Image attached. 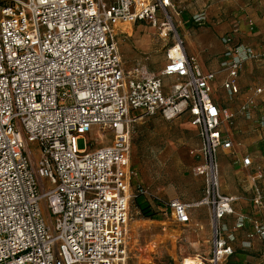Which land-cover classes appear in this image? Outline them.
<instances>
[{
	"label": "built area",
	"instance_id": "obj_1",
	"mask_svg": "<svg viewBox=\"0 0 264 264\" xmlns=\"http://www.w3.org/2000/svg\"><path fill=\"white\" fill-rule=\"evenodd\" d=\"M173 1L0 0V264H126L135 112L167 120L187 114L198 130L201 145L192 154L203 194L192 202L172 198L167 207L180 224L189 222L191 207L207 209L210 252L181 264H236L229 260L240 231L241 248L264 241V220L235 216L236 198L221 189L217 152L233 144L221 127L236 113L213 97L217 73L186 54ZM207 20L205 11L191 17L198 25ZM139 21L162 38L174 36L156 72L143 61L130 69L122 62L117 30ZM247 29L255 31L254 23ZM236 32L221 36V86L230 97L239 92L242 65L264 59V49L236 44ZM263 91L264 81L253 92ZM253 105L248 96L239 112L249 116ZM92 132H111L110 145L78 148ZM240 161L253 163L249 155ZM253 197V206L264 208V192Z\"/></svg>",
	"mask_w": 264,
	"mask_h": 264
},
{
	"label": "rangeland",
	"instance_id": "obj_2",
	"mask_svg": "<svg viewBox=\"0 0 264 264\" xmlns=\"http://www.w3.org/2000/svg\"><path fill=\"white\" fill-rule=\"evenodd\" d=\"M201 11L207 12L208 20L200 25L193 23L192 15ZM170 13L188 56L194 58L196 55L203 62L202 69H213L217 73L216 80L212 82L215 101L238 113L235 117L237 129H233L237 141L234 145L235 151L250 154L253 145L250 138L256 130L264 129L257 119L263 116L264 112L250 110L247 116L239 112V104L248 87L264 78V68H260L257 73L252 71V74L250 65L244 67L240 77V93L230 97L222 89L224 72L220 74L217 64L223 59L224 45L221 36L224 30L237 31L236 44L241 43L248 47L264 44V0H174ZM249 18L256 23L252 33H249L245 25ZM173 37L170 34L167 38H162L155 27L139 21L133 25L119 26L115 40L125 68L130 69L137 61H143L151 71L156 72L166 61V49L173 43ZM171 80L170 77L164 78L166 84ZM262 100L264 99H261L260 103L264 106ZM130 118V187L134 196L142 193L154 214L152 218H145L135 202H132V198L126 225V264H181L184 257H194L202 251L187 248L190 246L188 242L180 239L176 240L174 248L171 246L172 241L168 239L163 243L165 246L159 255L152 253L150 260L145 257L147 253L151 254L150 250L155 245L152 243L150 248L149 242L163 238V235L155 234L172 224L168 201L177 196L181 201L192 202L203 194V177L194 172V167L200 160L192 154L197 152L201 145L198 130L185 128L186 122L190 120L185 114L167 120L161 115L148 116L135 112L131 113ZM238 127L241 131H238ZM111 140V132L105 135L92 132L77 143L78 148H84L85 143L89 142L92 144L90 149L95 150L110 145ZM33 146L35 145H30L31 148ZM233 150L234 148L222 152L219 148L217 152L221 189L224 193L236 197L233 202L235 213L251 217L262 216L264 210L254 214L259 208L252 206L251 199L256 192H264V157L255 159V166L262 169L263 177L253 186L250 174L242 168L237 170L239 161H236L237 166L232 163ZM262 151L264 152V148ZM203 213H193V218L201 217ZM44 214L47 217V212ZM232 218L229 217V222ZM192 221L189 217V222ZM166 232L170 230L166 229ZM165 234V238L169 237ZM238 236L235 248L241 250L240 241L245 237L244 234ZM239 256H248L250 262L252 261L250 264H264V241L255 238L249 251H241ZM186 263H189L188 259Z\"/></svg>",
	"mask_w": 264,
	"mask_h": 264
},
{
	"label": "crops",
	"instance_id": "obj_3",
	"mask_svg": "<svg viewBox=\"0 0 264 264\" xmlns=\"http://www.w3.org/2000/svg\"><path fill=\"white\" fill-rule=\"evenodd\" d=\"M249 22H253L254 23V30H255L256 23H255V21H253L250 18H249V20L245 21L246 29H247V23H249ZM240 31H241V29H240ZM225 32H228V30H224L222 34H224ZM249 33H252V32H249ZM249 47H252L253 49H255L257 51H262L264 49V44H260L259 43L258 45H254V47L249 45ZM190 57H192V56H190ZM194 58H196L195 60L198 61V63L200 64V66L201 65L203 66V62L201 60H199V58L196 55H195ZM247 65H250L251 66L250 70H251V73L252 74H254L252 71H254L255 73H257V72L260 71L259 70L260 68L261 69H262V67L264 68V59L247 61L245 64L242 65V67L240 68V70L238 72V84L239 85H240L241 73H242L244 67H247ZM217 68H219V63L217 64ZM205 70H207V69L205 68ZM210 70H213V69H210ZM219 70H220V68H219ZM262 71H264V69ZM220 74H221V72H220ZM224 76H225V74H224ZM263 79H261V81H259L258 83H254L252 86L248 87L247 91L242 95L243 97L241 98V102L239 104V107L244 102V100L246 99V97L253 96V98H254V105L251 108V110L252 111H255V112L262 110V112H264L263 103L262 104L260 103L261 102V99H264V91L261 94H255V95H254V92H253L254 89H255V87L259 86L261 84V82L264 81ZM243 83L244 82L242 81L241 82V85H243ZM239 93H240V86H239V92H238V94ZM235 95H237V94H235ZM262 101H264V100H262ZM228 109L230 111L234 112L231 108H228ZM236 114H238V113H236ZM236 114H235V116L233 118L232 124H230V125L229 124L228 125L227 124H223L222 127H221V129H222L221 131L223 133V136L226 137V138H228V139H230L232 141V143H233L232 144V148H231V149L234 148V150L232 151V153H233V159H232L233 162L232 163H234V165L237 166L236 165L237 164L236 161H239L240 164L238 165L237 170H239V169L242 168V170L244 169V171H247L250 174L249 175L250 178L253 180L252 181V185L255 186V182L257 180L261 181L260 179L263 177V171H262V169H260L258 166H255V159H258L260 157H264V154H263L264 152L262 151L263 148H264V129H263L264 126L262 127V129H263L262 131L256 130L253 133L252 137L250 138V139H252V144H253L252 145V148H251L250 154L249 153H241L240 151L237 152V151H235V147H234V145L237 144V141H236V138H235V136L233 134L234 133L233 129H237V127H235V117H236ZM261 114H263V113H261ZM185 115L187 116V118H189L187 114H185ZM187 118H186V121H187ZM257 119L264 121V114H263V116L258 117ZM185 125H186L185 128H189V130H195L196 129L195 127H193L190 124V120H188ZM238 131H241V129L239 130V127H238ZM222 152H225V151L222 150ZM244 155H249L251 157L252 161H253L252 165L249 168L243 167L242 166V163L240 161ZM250 168H251V173H250ZM256 173H259L261 176L259 178H254V175ZM176 197H174V198H176ZM178 199H180V198H178ZM252 206H253V204H252ZM262 210H264V208H262V209L259 208L258 211H254V214L257 213V212H260ZM196 212H199L200 214H201V212L202 213L204 212V213H203V215L201 217L200 216H197V217L194 216V218H193V215H194L193 213H196ZM236 215H242V214H237L236 213L235 216ZM263 215L262 216H259V217H257V216L256 217H251V216H248V215H246V216H248V217H250L252 219L264 220ZM189 217H190V219L193 220L192 222H188L187 224H180V223H177L174 220L173 215H171L172 224L169 225L168 227H163L162 230L160 232H158V234H155V235H159V236L163 235V238L160 239L159 241L158 240H152V242L151 241L149 242L150 243V248L152 246L151 245L152 243H155V245L150 250L151 254H149V253L146 254L145 259L152 258V256H151L152 253H156V254L159 255L163 251V246H165L163 243L166 240H168V239L172 241V245L171 246H173L174 248L176 247V240L177 239H180L182 241L185 240L190 245L187 248H190V249L196 250V251H198V250L199 251H202V253H197V252L196 253L198 255L207 256L208 253L210 252V244H209L210 227H209V219H208L207 209L204 208V207H198V208L195 207V208H192V209L189 210ZM194 221H196V222L193 223ZM197 226L202 227V228L199 229V227H197ZM166 229L170 230V232H166ZM165 233H167L169 235V237H166L165 238V235H166ZM239 234L240 235H243L244 234V231H240ZM175 235H176V237H175ZM170 237H171V239H170ZM241 239H243V238H241ZM237 241H238V238H237ZM173 243L175 245H173ZM241 251H249V248H247V249L242 248ZM247 257L248 256H246V257H240V258L237 257L235 259H236L237 262L241 259V264H250L252 261L250 262V260ZM187 259L189 260V263H196V262H194V260L192 259V257H189ZM254 264H256V263H254Z\"/></svg>",
	"mask_w": 264,
	"mask_h": 264
},
{
	"label": "trees",
	"instance_id": "obj_4",
	"mask_svg": "<svg viewBox=\"0 0 264 264\" xmlns=\"http://www.w3.org/2000/svg\"><path fill=\"white\" fill-rule=\"evenodd\" d=\"M132 201V200H131ZM135 202L136 206L141 210L143 216L145 218H152L154 212L151 211L149 204L146 202V200L144 199V196L142 195V193L136 194L133 197V201ZM246 252V251H245ZM239 254H241V250H237L235 249L234 254L232 255V257L230 258V262L236 263V264H241V259L237 262L235 258H240L242 256H239ZM243 255V253H242Z\"/></svg>",
	"mask_w": 264,
	"mask_h": 264
}]
</instances>
